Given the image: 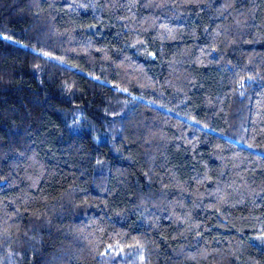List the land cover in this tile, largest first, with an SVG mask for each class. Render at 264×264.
<instances>
[{
  "label": "trees",
  "instance_id": "16d2710c",
  "mask_svg": "<svg viewBox=\"0 0 264 264\" xmlns=\"http://www.w3.org/2000/svg\"><path fill=\"white\" fill-rule=\"evenodd\" d=\"M0 264H264V0H0Z\"/></svg>",
  "mask_w": 264,
  "mask_h": 264
}]
</instances>
